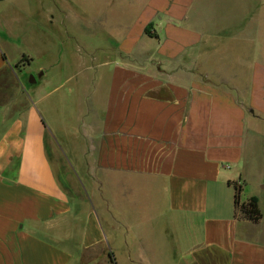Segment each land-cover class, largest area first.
Wrapping results in <instances>:
<instances>
[{
    "label": "crops",
    "instance_id": "crops-1",
    "mask_svg": "<svg viewBox=\"0 0 264 264\" xmlns=\"http://www.w3.org/2000/svg\"><path fill=\"white\" fill-rule=\"evenodd\" d=\"M38 1L57 38L64 0ZM99 1L72 19L103 42L71 77L75 202L0 20V264H264V0Z\"/></svg>",
    "mask_w": 264,
    "mask_h": 264
},
{
    "label": "rangeland",
    "instance_id": "rangeland-1",
    "mask_svg": "<svg viewBox=\"0 0 264 264\" xmlns=\"http://www.w3.org/2000/svg\"><path fill=\"white\" fill-rule=\"evenodd\" d=\"M100 3L101 1L97 0V8ZM63 4L65 5L64 14L69 16H64L62 27L58 25L57 38L48 31L55 27L46 21V17L42 14L44 7L38 0L0 1V20L5 26L8 22L12 24L11 28L6 27L7 31L4 33L11 44L7 46L6 50L9 65L14 64L19 54L28 56L23 59L25 61L28 58L29 63L28 67L23 69V81L29 96H31L29 92L34 90L40 100H44H41L43 105L38 104L37 107L38 109L43 107L45 110L44 115L49 123L48 140L59 143L57 154L62 158V163L55 162L57 163L55 168L69 199L71 202H75V200H83L84 197L88 199L91 194L86 191L83 179L74 164L73 155H71L72 140H74L72 131L79 128V125L81 126L73 113L71 77L77 68L78 61L86 62L94 57L91 50L85 48L86 46L83 47L82 44L103 42L99 38L89 37L92 34H87L86 31H75L76 28L72 24V19H76V22L78 19L74 13H87L92 0H64ZM15 16L19 22H13L12 17ZM29 27L32 29L31 35L29 38L21 40L23 36H27L25 31ZM96 36L98 37V35ZM99 56L102 55L99 54ZM56 59L58 60L57 68L51 66ZM19 60L21 59L19 58ZM43 67H49V79H38V74ZM31 76L37 79L32 86L27 84ZM64 132L68 134L65 137ZM85 166L89 169L87 162H85ZM73 167L77 169L81 179L82 184L79 183V186L77 178L70 173ZM61 173L66 176H61ZM84 179L85 181L89 180L88 177ZM78 188L84 192L79 193Z\"/></svg>",
    "mask_w": 264,
    "mask_h": 264
},
{
    "label": "trees",
    "instance_id": "trees-1",
    "mask_svg": "<svg viewBox=\"0 0 264 264\" xmlns=\"http://www.w3.org/2000/svg\"><path fill=\"white\" fill-rule=\"evenodd\" d=\"M147 31V30H145ZM235 211L238 219L258 223L261 219V212L258 207L257 199L255 197L249 198L247 201L240 203L238 194L239 189L235 187Z\"/></svg>",
    "mask_w": 264,
    "mask_h": 264
},
{
    "label": "water",
    "instance_id": "water-1",
    "mask_svg": "<svg viewBox=\"0 0 264 264\" xmlns=\"http://www.w3.org/2000/svg\"><path fill=\"white\" fill-rule=\"evenodd\" d=\"M41 76H42V73H39V74H38V77H41ZM35 81H36L35 77H34V76H31V78H30V82H31V83H35Z\"/></svg>",
    "mask_w": 264,
    "mask_h": 264
}]
</instances>
